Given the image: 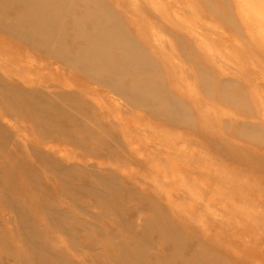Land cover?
Returning <instances> with one entry per match:
<instances>
[{
    "label": "bare ground",
    "instance_id": "6f19581e",
    "mask_svg": "<svg viewBox=\"0 0 264 264\" xmlns=\"http://www.w3.org/2000/svg\"><path fill=\"white\" fill-rule=\"evenodd\" d=\"M0 41V264H234L204 217L264 239V0H0Z\"/></svg>",
    "mask_w": 264,
    "mask_h": 264
},
{
    "label": "rangeland",
    "instance_id": "374dc122",
    "mask_svg": "<svg viewBox=\"0 0 264 264\" xmlns=\"http://www.w3.org/2000/svg\"><path fill=\"white\" fill-rule=\"evenodd\" d=\"M20 50V49H19ZM12 49L9 48L8 45H6L5 43H3V41H0V53L2 54H7L9 55L11 53ZM21 55L24 56L23 59H25V55L27 56V54L23 51H21ZM22 58V57H20ZM35 81H38L39 78L34 79ZM6 121V119H5ZM8 122V121H6ZM48 148H51V146H49ZM55 148L57 150H60V148L62 149V147L58 148L55 146ZM130 153L127 154V157H133L134 159H138L139 161V157L135 158L136 155L132 154L131 149L128 150ZM136 160H135V164H136ZM133 164L127 168H122L119 172H121L122 174L125 173V170H129L131 172H135L138 177L142 178V179H154L155 178V173L156 172H143V170L141 171H136V165ZM141 169V168H139ZM144 174V175H143ZM152 176V178H151ZM154 176V178H153ZM156 180L158 183L162 184V182L159 179H154ZM167 183V182H166ZM138 187V186H137ZM139 188V187H138ZM175 188L176 186L173 185H167L166 188L161 189L163 190L166 194L168 193H172L171 195L175 194ZM139 190L142 193H147L144 190H142L141 188H139ZM151 191H155V190H151ZM184 203H182L183 205ZM182 205H178V208L181 210V212L185 215L186 220L190 221L192 215V211L189 206H187L185 204V207L182 208ZM177 210V209H176ZM200 214V211H195L194 215L196 214L197 216H201L198 215ZM203 217V216H202ZM197 219V223H196V227L198 228H204V230H202L203 232H205V238L207 239L208 242H211L210 240H214L220 244L225 243V246L227 245V248H225L226 250L224 251L221 247L220 250H223L225 252V254L229 257V261H231L232 263H236L239 262L240 264H264V239L263 237H260V241H258L259 239L256 240H252V236H256L257 233L253 232H249L250 235H245V236H239L238 232L230 230V229H224V225L223 223H221L220 228L217 227V223L214 220H211L210 218H207L206 221L204 219H206L204 217V219H200V218H196ZM210 226H209V225ZM8 225L5 226V228H9ZM264 227V226H263ZM264 230V229H262ZM230 234V235H229ZM249 237V238H248ZM242 239V240H241ZM212 240V242H213ZM229 246V247H228Z\"/></svg>",
    "mask_w": 264,
    "mask_h": 264
}]
</instances>
